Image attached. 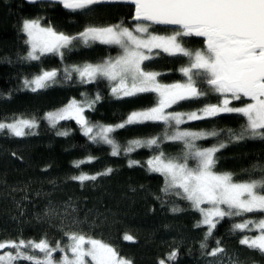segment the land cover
<instances>
[{"label": "trees", "instance_id": "1", "mask_svg": "<svg viewBox=\"0 0 264 264\" xmlns=\"http://www.w3.org/2000/svg\"><path fill=\"white\" fill-rule=\"evenodd\" d=\"M133 7L119 4L99 5L89 15L65 10L51 3L27 4L23 0H0V122L18 118H43L49 112L66 106L71 100L86 101L101 96L93 109L85 115L95 125L115 126L133 111L153 107L154 93L139 94L123 99L115 98L106 80L81 83L73 73L70 80L63 79L65 68L76 65L98 64L117 53L115 47L94 43L78 44L72 51L59 56H43L39 61L23 59L30 50L21 26L25 19H40L42 25L58 32L77 35L89 26H109L123 22L134 24ZM158 34L172 30L153 26ZM189 48L202 49L203 40L187 38ZM187 64L181 56L161 54L147 61L149 70L160 73L158 79L165 84L184 82L180 69ZM44 70H57L59 80L47 89L33 92L24 88V81ZM206 88L207 85H204ZM220 98L209 95L199 100L183 101L169 111H198L207 104L218 103ZM246 99L233 101L243 106ZM245 119L238 114H222L213 118L190 121L180 126L190 131H217V137L197 141L202 147L223 143L217 153L215 170L231 173L237 182L259 178L264 168V140L245 139L230 141L229 131H239ZM58 131L68 132L67 136ZM164 127L157 123L133 124L117 129L112 135L121 145L133 139L160 136ZM32 133L15 137L0 133V241L47 239L55 244L66 243L64 232L79 230L113 246L133 264H158L160 259L178 251L173 264H209L201 248L216 247V241L226 250L222 264H264V255L240 244L245 233L232 230L241 217L225 218L217 224L212 236L205 240L206 227H197L199 212L175 196H164L163 177L150 172L147 160L157 154L156 149L141 148L129 154L111 155L104 143H93L83 134L75 120H65L55 127L42 121ZM182 145L165 141L160 149L169 156H177ZM76 167L78 161H87ZM130 160L138 165H129ZM192 163V162H190ZM111 168L109 175H100ZM81 174L95 175V181L81 184L72 179ZM158 197H162L158 198ZM173 208L180 211L173 212ZM55 209L58 215H50ZM74 210V211H73ZM251 219L258 215L249 214ZM79 221L72 225V220ZM132 235L134 242L123 239Z\"/></svg>", "mask_w": 264, "mask_h": 264}, {"label": "snow or ice", "instance_id": "2", "mask_svg": "<svg viewBox=\"0 0 264 264\" xmlns=\"http://www.w3.org/2000/svg\"><path fill=\"white\" fill-rule=\"evenodd\" d=\"M35 2V0H32ZM70 12L89 15L96 6L116 0H57ZM134 6V26L123 22L109 26H89L77 35L58 32L42 25L40 19H25L21 30L26 35L25 43L30 50L23 57L26 61H39L48 55L64 58L78 44L91 46L94 43L114 46L120 50L115 57L100 64H83L65 68L63 79L70 80L75 73L81 83H96L106 80L110 91L117 99L154 93L157 97L153 107L131 112L124 121L115 126L93 124L85 111L93 109L100 101L97 94L85 102L71 100L57 112H50L46 119L52 127L61 120H75L83 134L93 143L110 146L111 155L129 154L137 149H156L157 154L147 160L150 172L163 177L164 196H175L187 201L193 210L201 214L197 227H205V240L212 236L217 224L225 218L241 217L234 222L232 230L245 233L240 244L264 255V168L259 178L237 182L231 173L215 170L216 153L225 145L202 147L197 141L220 135L213 131H190L180 126L190 122L213 118L223 113L238 114L245 119L239 131H229L230 141L245 139L264 140V0H120ZM153 26H167L170 34L161 35ZM191 37H201L205 47L193 49L187 46ZM161 54L181 56L187 59L180 69L184 82L165 84L160 73L149 70L146 61ZM61 73L44 70L24 85L36 92L58 83ZM204 85H207L205 88ZM209 95L220 98L218 103L207 104L198 111L181 112L173 109L183 101L199 100ZM246 99L243 106L233 101ZM157 123L164 127L160 136L133 139L121 145L112 133L133 124ZM38 127L35 119H16L12 123L0 122V133L8 132L15 137L34 134ZM28 130V131H26ZM67 136L68 132L58 131ZM179 143L177 156L166 155L160 149L165 142ZM78 161L76 167L91 162ZM192 162V163H190ZM139 162L130 160L129 165ZM106 169L100 175H109ZM72 179L83 184L95 181L97 176L81 174ZM161 198L162 197H158ZM74 211V210H73ZM173 212L180 211L173 208ZM50 215H58L52 209ZM249 214L259 218H248ZM72 225L79 223L71 221ZM247 233H257L248 235ZM67 242L55 244L47 239L0 241V264H133L123 257L112 244L97 239L83 231L64 232ZM123 239L134 242V237L125 234ZM201 248L208 257L215 258L209 264H222L226 250L216 241L209 249L207 243ZM61 255L57 256L56 254ZM178 251L160 259L158 264H173ZM231 264H238L232 260Z\"/></svg>", "mask_w": 264, "mask_h": 264}, {"label": "rangeland", "instance_id": "3", "mask_svg": "<svg viewBox=\"0 0 264 264\" xmlns=\"http://www.w3.org/2000/svg\"><path fill=\"white\" fill-rule=\"evenodd\" d=\"M135 24V23H134ZM134 24L132 25V26H134ZM129 27H131V26H129ZM153 30V29H152ZM171 33V32H170ZM169 33V34H170ZM161 35H165V34H161ZM98 43V42H97ZM112 47H114V46H112ZM116 48V47H115ZM117 49V53H116V55L115 56H117L118 54H119V52H120V50L118 49V48H116ZM114 56V57H115ZM147 62V61H146ZM102 63V62H101ZM98 64H100V63H98ZM34 78V77H33ZM32 79V78H31ZM31 79H28V80H31ZM56 84H62V81H60L59 80V78H58V83H56ZM55 85V84H54ZM24 88L25 89H28V90H31L30 88H28V87H26L25 85H24ZM77 101V100H76ZM78 102H81V101H78ZM83 102H85V101H83ZM95 106V105H94ZM65 107V106H64ZM64 107H62V108H64ZM61 108V109H62ZM60 110V109H59ZM59 110H56V111H52V112H57V111H59ZM88 110H91V109H88ZM87 111V110H86ZM85 111V112H86ZM50 113V112H49ZM48 114V113H47ZM47 114L46 115H44L43 116V118H41V119H38V118H35V117H33V118H22V119H35L36 120V122H37V124L39 125L42 121H44L45 123H47L48 125H51L50 123H49V121L46 119V116H47ZM223 114H230V113H223ZM220 115H222V114H220ZM18 119H21V118H18ZM16 120V119H15ZM15 120H13V121H10V122H4V123H12V122H14ZM62 121H65V120H61V121H59L57 124H59L60 122H62ZM56 124V125H57ZM184 125V124H183ZM182 126V125H181ZM183 129V128H182ZM34 129H32V130H30L31 132L33 131ZM26 131H28V130H26ZM3 133H6V134H9V135H11L10 133H8V132H3ZM200 214V213H199ZM200 216H201V214H200ZM206 227V226H205ZM248 235H255V234H257V233H247ZM57 256H59V255H61L60 253H57L56 254Z\"/></svg>", "mask_w": 264, "mask_h": 264}, {"label": "water", "instance_id": "4", "mask_svg": "<svg viewBox=\"0 0 264 264\" xmlns=\"http://www.w3.org/2000/svg\"><path fill=\"white\" fill-rule=\"evenodd\" d=\"M25 1L27 4L29 5H33V4H37V3H51V4H57V5H61L57 2V0H35V2H32V0H23ZM111 4H119V5H126V6H130V7H133L134 9V6L130 5V4H127V3H123V2H120V0H116V2H113V3H107V4H104V5H111ZM62 6V5H61ZM63 7V6H62ZM65 9V8H64ZM67 10V9H65ZM134 23H136L134 20H133ZM156 27H159V28H167V29H171L170 27H167V26H156ZM172 30V29H171ZM196 39H201L203 40V38L201 37H194Z\"/></svg>", "mask_w": 264, "mask_h": 264}]
</instances>
